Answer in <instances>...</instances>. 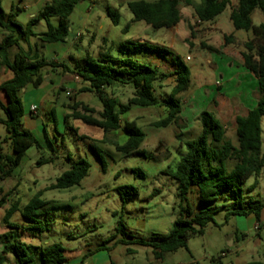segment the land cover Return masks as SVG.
<instances>
[{"label":"rangeland","instance_id":"374dc122","mask_svg":"<svg viewBox=\"0 0 264 264\" xmlns=\"http://www.w3.org/2000/svg\"><path fill=\"white\" fill-rule=\"evenodd\" d=\"M0 1L6 14H16L18 8L24 9L15 18L17 23L24 26L50 0H43L39 5L34 0ZM132 1L137 0H84L68 18V34L64 43L43 44L34 40L29 44L37 47L40 56L46 61L55 65L64 64L70 69L75 61L86 56L98 61L101 54L106 52L117 58L118 46L126 41H152L164 47L171 45L170 50L190 70L187 91L176 97L181 106L177 123L165 128L153 127L154 123L168 115L163 101L168 99L174 86L172 79L155 84V95L162 105L149 108L132 106L129 112L120 116L121 129L117 131L104 133L72 118H68L65 123L61 108L66 109L63 115L69 116L72 113L71 107L78 103L92 108L94 116L98 118L102 105L93 94L79 93L86 85L80 78L75 80V74L68 73L60 66L44 68L42 75H47L46 78L50 80L41 85L47 87L42 104L38 105L41 101L40 90L27 86L26 91L21 93L24 109L22 126L35 136L39 147L28 149L12 177L0 182V200L3 195L9 196L0 208V232L6 230L2 219L13 204H17L18 211L9 222L21 229L32 225L23 218L22 213L24 207L40 193V199L46 203L44 209L47 214L36 219L42 225H48L49 231L36 235V241L43 248L53 244L61 245L66 256L98 247L101 252L88 256L83 264L264 262V225L256 230L254 226L258 220L238 216L225 219L231 200L222 193L215 203L219 211L213 217L214 223L206 227L202 236L189 238L186 249L166 253L161 260H156L149 247L117 243L119 240L149 241L152 235L166 236L170 233L179 214L180 204L173 175L177 163L186 152L184 143L194 140L201 132L200 113H212L226 126V138L236 146L235 118L243 115L247 108H253L259 98L256 80L244 69L241 56L243 43L251 39L252 34L235 31L229 19L236 0H227L229 4L225 11L206 24H200L193 10L181 2L178 6L180 22L160 36H156V32L145 23L132 22V15L127 8V3ZM108 10L117 13L118 25L112 24ZM252 21L253 24L263 21L259 10H255ZM50 23L56 27L58 19L53 18ZM34 31L46 32L47 26L41 22L34 27ZM225 35L234 36L232 44H225ZM74 44L76 46L72 48ZM202 44L218 52L210 53L202 48ZM55 58L56 62L53 61ZM132 59L166 73L171 70L169 63L160 60L154 53H138ZM67 83L73 85L67 86ZM105 95L120 105H126L133 90L129 86L116 85L106 88ZM0 98L5 101L2 93ZM30 104L38 105L34 117L29 115ZM77 109L82 112L81 106ZM129 122H133L145 135L140 149L145 151L146 158L125 156L114 148L113 144L122 146L126 143L128 136L122 128ZM261 129L264 147V116ZM5 137V130L0 125L1 153L11 154L8 143L4 141ZM90 145L101 155L105 163L104 170ZM52 157L53 163H37ZM81 159L89 162L91 167L88 176L78 186L65 190H46L64 172L70 170L72 162ZM135 170L142 171L143 176L136 174ZM255 180L258 185L248 191L249 186H254ZM124 185L137 190V195L126 204H122L116 191L117 187ZM243 189L245 194L264 203V169L258 178L249 179ZM197 194L196 188L191 189L183 205H188L195 214L202 209L197 202ZM222 205H227V208L221 209ZM119 220H122L125 232L130 236L116 234ZM259 222L264 223V208L260 212ZM21 232L16 231L14 237L20 239ZM24 233L30 234L27 230ZM127 249H131L133 254H128Z\"/></svg>","mask_w":264,"mask_h":264},{"label":"trees","instance_id":"16d2710c","mask_svg":"<svg viewBox=\"0 0 264 264\" xmlns=\"http://www.w3.org/2000/svg\"><path fill=\"white\" fill-rule=\"evenodd\" d=\"M84 0H50L38 13L24 26L15 21L20 9L16 14H6L0 1V70L5 68L12 74V78L0 84V93L5 97V102L0 100V125L5 130L4 141L8 143L11 154L1 153L0 143V182L12 177V173L21 163L28 149L39 147L35 136L23 129L22 117L24 109L21 103V93L27 86L37 89L45 81L42 71L44 68L62 67L68 73L75 74L86 85L79 93L93 94L102 105V111L98 118L94 116L95 111L85 105L75 103L72 113L64 117L80 121L84 125L98 128L104 133L121 129L120 116L130 111L132 106L149 108L162 105L155 95V84L163 83L172 79L174 86L168 99L163 101L167 106L168 115L165 119L153 124L155 128H165L170 124L177 123L180 117L181 106L177 96L187 91L190 83V70L181 58L164 46L152 44L147 41H126L118 46V57L113 58L108 53L101 54L98 61L90 57H84L75 61L73 68L55 65L46 61L38 54L37 48L29 44L31 38L37 39L43 44L64 43L68 34V18L75 7ZM183 2L186 7L191 8L200 24L212 22L227 8V0H145L132 1L127 8L132 15V22H143L154 32L159 28L166 30L174 28L181 20L179 4ZM255 10H259L264 18V0H236V5L231 9L229 19L235 31L251 33L252 38L243 43V67L257 80V92L259 98L255 106L248 111L246 116L235 118L234 131L237 145H233L226 138V126H224L212 113L203 111L199 115L201 124L200 134L192 141L184 143L186 152L176 165L173 179L176 182V194L179 200V214L172 224L170 233L166 236L152 235L149 241L134 240L117 243L139 245L152 249L156 260H161L166 253H172L179 249L187 248V240L192 237L202 236L206 227L214 223V215L219 211L215 206L219 196L225 194L231 200V205L226 210L225 219L231 216L245 217L253 215L259 221L260 212L264 203L247 197L243 186L251 178H258L264 169V147L261 141V119L264 116V22L254 25L251 16ZM113 25H118V15L110 10L107 11ZM58 19V24L53 27L51 19ZM44 22L47 31L37 34L34 27ZM126 31V30H124ZM226 45L234 41L233 35H225ZM186 42L191 46L190 42ZM20 43L28 47L24 49ZM15 48L11 56L10 50ZM202 48L210 53L218 51L212 47ZM138 53H154L160 60L168 62L171 70L160 71L156 67L141 64L132 59ZM116 85L129 86L133 90L132 97L126 105H120L115 99L105 95V89ZM82 107L79 112L77 107ZM30 114V112H29ZM34 117L33 114H30ZM50 116H53L51 111ZM122 130L128 136L126 143L122 146L114 145L117 152L125 156L136 155L147 157L145 151L140 149L144 141V133L133 123H125ZM45 131V130H44ZM51 145V142L48 141ZM90 149L99 160L102 169L105 163L101 155L93 145ZM54 157L42 159L37 163L44 165L53 163ZM90 163L81 159L72 162L70 170L64 172L57 178L55 184L46 190H65L78 186L87 176ZM135 173L143 176L142 171ZM257 186L255 180L254 186ZM198 190L197 202L201 206L198 213H193L188 205L187 197L191 189ZM116 191L122 204L128 203L137 195V190L128 185L119 186ZM154 196V193L151 195ZM8 195H3L0 207L8 200ZM38 193L23 209L22 216L32 225L27 229H21L18 225L10 223V219L18 211L17 204L11 205L6 211L2 222L8 231L0 235V264L7 262V257L12 255L15 264H64V250L59 244L47 247H34L21 242L14 237L16 231L26 230L33 236L41 235L49 231L48 225H42L36 218L46 215V203L40 199ZM222 205L221 209H226ZM18 234V233H17ZM116 234L127 236L122 220L118 221ZM130 236V235H128ZM131 238V237H130ZM128 254H133L127 249ZM247 264H264V262H250Z\"/></svg>","mask_w":264,"mask_h":264},{"label":"crops","instance_id":"0c3cea01","mask_svg":"<svg viewBox=\"0 0 264 264\" xmlns=\"http://www.w3.org/2000/svg\"><path fill=\"white\" fill-rule=\"evenodd\" d=\"M22 1V0H21ZM43 0H34V2L37 4V5H39V3H41ZM149 2H152V1H149ZM128 4V3H127ZM122 5V4H121ZM19 9V8H18ZM24 9H20V11L22 12ZM17 12V11H16ZM21 12H19V13H21ZM255 12V11H254ZM254 12H253V14H254ZM252 14V15H253ZM34 17V16H33ZM251 20H252V16H251ZM262 22H264V18H263V21ZM262 22H260V23H262ZM252 23H253V21H252ZM260 23H258V24H260ZM39 24H41V22L40 23H38L37 25H39ZM217 24V23H216ZM258 24H254V25H258ZM152 30V29H151ZM35 32V31H34ZM36 33V32H35ZM37 34H40V33H37ZM34 40H37V39H35V38H31V40L29 41V42H31V41H34ZM152 40V39H151ZM0 41H1V39H0ZM147 42H150V43H152V44H155L154 42H152V41H147ZM24 44L25 43H20V45H21V47H23L24 49H26L28 46L26 45V47L24 46ZM55 44H58V43H55ZM30 46L32 47V44H30ZM76 45L74 44L73 46H72V48L73 47H75ZM162 46V45H161ZM33 49L34 48H37V47H35V46H33L32 47ZM168 49H171L172 48V46L171 45H168V47H167ZM68 50V49H67ZM15 51H16V49L15 48H13V49H11L10 50V54H11V56L15 53ZM38 54H39V51H38ZM40 55V54H39ZM42 57V56H41ZM43 58V57H42ZM59 58H61V57H59ZM71 58V57H70ZM56 58L55 59H53V61L54 62H56ZM72 60H75V59H72ZM249 74V73H248ZM251 74V73H250ZM250 74L247 76V77H249L250 76ZM44 76V79H45V81H49L50 79L49 78H46V76L47 75H43ZM76 77V76H75ZM254 77V76H253ZM12 78V74H11V72L9 71V70H7V69H5V68H2L1 70H0V84L1 83H3V82H5V81H7V80H9V79H11ZM255 78V77H254ZM75 79V78H74ZM256 80V79H255ZM44 81V82H45ZM256 84H257V80H256ZM42 85V84H41ZM67 86H72L73 85V83H67L66 84ZM46 88L47 87H38L37 89L38 90H40L41 91V96H40V103L38 104V105H41L42 104V102H43V98H44V93H45V91L44 90H46ZM26 91V90H25ZM24 91V92H25ZM23 92V93H24ZM0 100L1 101H3L1 98H0ZM6 101V100H5ZM5 101H3V102H5ZM257 102V101H256ZM256 102H255V104H256ZM255 104H254V106H255ZM37 105V106H38ZM30 106H35L34 104H30ZM37 106H35L36 107V109H37ZM29 109V108H28ZM62 109V116H63V119H64V117H65V115H63L64 113L63 112H65L64 110H66L65 108H61ZM252 109V108H251ZM248 111H249V109L247 108L246 109V112L243 114V115H241V116H246V114L248 113ZM30 115V114H29ZM0 116L2 117V114L0 113ZM31 116V115H30ZM35 116H36V114H35ZM14 172V171H13ZM12 175H13V173H12ZM257 181V180H256ZM258 185V184H257ZM249 188H250V186L248 187V191H249ZM247 197H250L249 195H246ZM2 207V206H1ZM0 207V208H1ZM247 218H249V219H255V217L253 216V215H250V216H248ZM256 221H257V219H255ZM258 222V221H257ZM256 222V223H257ZM8 231V229L6 228V230H2L1 232H0V235H2V234H4V233H6ZM24 234H26L27 236H24ZM27 239V240H26ZM20 240H21V242H23V243H25V244H28V245H31V246H34V247H38V248H41L42 247V245L38 242V241H36V237L35 236H33V235H31V234H28V233H24V232H21V235H20ZM1 250H2V246H1V244H0V252H1ZM99 250V248L98 247H95V248H90L89 250H87V251H78V252H76V253H73L72 255H68V256H66V252L64 251V258H65V263L64 264H83V262L85 261V259L88 257V256H92V255H97V254H99L101 251H98ZM7 263L8 264H15V261H14V258H13V256L12 255H9L8 257H7ZM217 264H220L219 262L217 263Z\"/></svg>","mask_w":264,"mask_h":264},{"label":"built area","instance_id":"2783aa9c","mask_svg":"<svg viewBox=\"0 0 264 264\" xmlns=\"http://www.w3.org/2000/svg\"><path fill=\"white\" fill-rule=\"evenodd\" d=\"M75 80H78V77H75ZM36 110H37V109H36L35 106H30V107H29V112H30V114L35 115V114H36ZM262 225H264V223H261V222L258 221V222L255 224L254 228H255L256 230H259L260 227H261Z\"/></svg>","mask_w":264,"mask_h":264},{"label":"water","instance_id":"95a60500","mask_svg":"<svg viewBox=\"0 0 264 264\" xmlns=\"http://www.w3.org/2000/svg\"><path fill=\"white\" fill-rule=\"evenodd\" d=\"M166 29L165 28H159L157 31H156V36H160L163 34V32L165 31Z\"/></svg>","mask_w":264,"mask_h":264}]
</instances>
